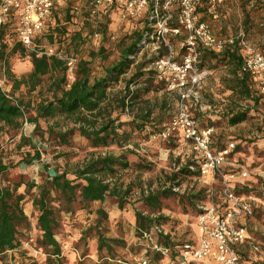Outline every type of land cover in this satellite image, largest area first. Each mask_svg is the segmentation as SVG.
<instances>
[{
    "label": "rangeland",
    "instance_id": "374dc122",
    "mask_svg": "<svg viewBox=\"0 0 264 264\" xmlns=\"http://www.w3.org/2000/svg\"><path fill=\"white\" fill-rule=\"evenodd\" d=\"M74 3L80 4V9L76 13L66 11L67 7ZM257 3L260 2L256 0H223L219 4L209 5L205 11H199L198 15L209 25L212 32L220 38L245 30V21L249 16L251 31L246 32L247 37L258 49L264 44V6L255 7ZM48 23L50 26L46 27L34 39L35 49L38 51L52 49L57 57L66 60L68 82L74 79L77 62L81 59L87 61L89 67L95 69L96 72H100L102 67L116 61L119 58L121 46L129 42L127 35L132 29L130 28L132 23L120 22L116 15H112L111 18L97 24L85 11L83 1L76 0L67 1L62 8L56 10L55 16ZM138 27H140V24ZM96 30L100 33L98 40L92 39V33ZM181 37L182 35L177 36L178 40L173 36H169L170 43L175 50H178ZM6 39L3 49L0 45V51L2 50V54H0V86L8 94L15 97L22 96L25 100L30 98L33 101L37 98V89L34 95L28 94L23 85L13 90V81L8 75L11 72L18 78L28 73L31 50L26 48L22 50L21 47H18L16 38L13 35L7 36ZM151 47L149 45L133 55V64L119 81L110 88L112 95L118 97L124 93L126 81L136 71L137 65L141 62H146L143 71L154 70L153 59L157 54L165 51L161 48L157 53ZM21 51H24V53ZM71 58L76 59V62L74 65L69 66L68 62ZM205 70L207 74L198 88V93L200 101L208 108L204 115L197 113L198 110L196 109H193L192 112L196 114L198 124L219 121L218 126L212 127L213 145L218 148L220 144L228 146L233 143L234 146L238 147L236 151L229 155L224 168L233 171H238L242 167L245 168L248 175L256 179V182H253V186H251L248 185L250 183L247 180H244V184L248 188L251 186L250 188L256 191H262V181L264 182V115L260 110H252L251 113L255 117L254 119L228 126L222 120L223 114L235 102H237V105L246 107L249 105V101L232 95L231 91L225 86L223 78H229L228 67L217 66ZM44 77L48 76L45 75ZM46 81L47 78L42 89H44ZM138 87H145L147 90L133 104L128 102L129 105L123 108L117 104L116 100L112 102L111 116L116 118V123L122 122L119 128L120 131L125 129L128 133V140L123 143V146L112 144L95 148L78 132L70 136L68 143L59 145L48 129L63 131L73 126L71 120L62 116L46 120L38 119L39 124L36 126L33 121L29 120V117L34 115V110L30 106H28L23 119H20L21 124L17 128L4 126L0 123V158L9 165L5 175L6 182L32 180L35 184H40L45 179L49 167H53L58 174L66 172L70 176L72 171L77 169L90 153L95 155L107 153L118 155L123 151H128L126 156L131 163V167L120 169L117 181L122 182L124 188L129 187L127 197L130 202L119 209L115 197H109L99 206H102L108 215L107 220L102 222V226L106 228L103 230L104 236L118 237L125 240V247H118V252L134 262L139 256H133L130 250V246L137 242V237L133 236L131 210L132 207L139 205L137 199L140 197L141 189H155L163 185L166 181L165 174L176 169L177 164L174 162L178 156L181 158L180 165H183L192 154L190 145L179 135H175L176 138L168 141V138H162L161 133L158 134L175 113L176 92L168 90L162 83L160 85L157 78L149 79L137 85L130 84V90ZM128 100L129 97L126 98V101ZM132 122L144 123V126L141 130H134ZM21 135L31 139L35 149L40 145L41 156L39 162L33 161L31 164L23 162L24 154L27 151L33 152V149L28 144H23L20 140ZM140 159L144 163H151L153 165L152 169H136L134 165L141 162ZM215 180L202 178L200 174L191 176L182 180L177 191L187 193L205 187L216 193L218 184ZM18 192L25 193L22 203L29 223V230L26 231L29 237L23 240L22 245L29 249L33 257L43 260L45 254L35 245L38 233L36 227L37 210L32 205V199L36 195L37 189L33 187L28 190L23 184L19 187ZM252 194L255 196V192H252ZM257 203L259 207H256V211L252 216L245 217V224L251 239L261 243V239L264 238V204ZM164 204V214L180 220V223L176 224L171 231L173 237L177 240L192 237L193 220L188 206L182 208L174 199H167ZM54 205L59 221L56 238L61 244L65 264L80 262L92 264L97 259L95 239L87 244L88 240L86 241L85 237L80 239V237L82 232L94 223L97 217L94 210L99 206L91 205L89 209H93V212H89L90 210L87 208L80 209L78 204H75L72 211L65 212L63 208H60L61 204H58L57 201ZM164 229L168 231L167 227H164ZM163 264L168 263L164 261Z\"/></svg>",
    "mask_w": 264,
    "mask_h": 264
},
{
    "label": "trees",
    "instance_id": "16d2710c",
    "mask_svg": "<svg viewBox=\"0 0 264 264\" xmlns=\"http://www.w3.org/2000/svg\"><path fill=\"white\" fill-rule=\"evenodd\" d=\"M256 1L260 3H257L255 7L264 6V0ZM208 6L209 4L206 1H201L197 7V12L205 11ZM66 11L76 13V11H71L70 7H67ZM139 24L140 27H138ZM174 24L175 22L171 23V25ZM250 24L251 21L248 16L245 21V33L251 31ZM130 28L132 29L127 35L129 42L121 46L120 55L116 61L102 67L100 72H96L95 69L89 67L87 61L81 59L77 62L75 77L70 83H68L66 76V60L60 59L56 54L46 55L41 53L38 56L36 51L31 50L28 73L18 78L11 72L8 75L13 81V90L23 85L28 94L34 95L37 89V98L32 101L30 98L25 100L22 96L15 97L8 94L0 86L1 125L17 128L21 124L20 119H23L28 106H30L34 110V115L29 117V120L33 121L36 126L39 124L38 119L46 120L62 116L71 120L73 126L63 131L48 129L59 145L68 143L70 136L78 132L95 148L112 144L123 146V143L128 140V133L125 129L120 131L119 128L122 122L116 123V118L111 116L112 102L116 100L117 104L124 108L129 105L128 102L133 104L139 100L143 92L147 90L145 87L130 90V84L137 85L149 79L157 78L160 85L162 83L166 87V81L159 77L157 71L152 69L143 71L146 62H141L137 65L136 71L126 81L124 93L118 97L112 95L110 91L112 85L127 72L133 64V55L142 51L151 42V35L154 33V26L146 16L133 21ZM9 35L16 38V45L23 50L24 47L18 41L14 30V17L12 14L0 26V45L2 49L5 47L6 38ZM246 35L248 34L246 33ZM173 37L178 39L177 36ZM21 52L24 53V51ZM182 52L183 49L178 46V55ZM0 54H2V50ZM163 54L162 51L153 60ZM242 62L243 55L238 47L232 51L224 50L218 53L199 48V69L205 70L217 66L228 67L229 78H223L225 86L231 91L232 95L249 101V105L246 107L237 105V102H235L223 114L222 120L228 126L254 119L255 117L251 113L252 110H260L264 115V103L258 95L256 77L241 70ZM45 75L48 77H44ZM46 78V85L42 89ZM127 97H129L128 101H126ZM206 111H198L197 113L204 115ZM193 115L197 119L196 114L193 113ZM218 122V120H215L206 124L200 123L199 127L201 129L212 128L218 126ZM132 125L135 128L134 130H141L144 123L132 122ZM164 128L159 131V135ZM175 135L177 134L170 135L168 141L176 138ZM20 140L33 149V152L27 151L24 154L23 162L26 164H31L33 161L39 162L41 156L40 145L35 149L31 139H27L23 135L20 136ZM185 142L190 145L188 141ZM213 144L212 139L211 148L214 151L227 147L225 144H220L216 148ZM237 148L234 146L231 153L236 151ZM127 152L123 151L118 155L112 153L95 155L90 153L82 164L72 171L70 176L66 172H62L55 177L45 174V179L40 184H35L32 180L6 182L5 175L9 165L0 158V264H65L61 244L56 238L59 221L54 203L57 201L58 204H61L60 208H63L65 212L72 211L75 204H78L80 209L87 208L90 210L89 212H93V209H89L91 205L99 206L106 198L115 197L118 208L122 209L126 203L130 202L127 197L130 189L129 187L124 188L123 183H119L117 179H119L118 171L120 169L131 167V163L127 160ZM180 159V156H178L174 162L177 164L176 169L165 174L166 181L163 185L155 189H141L140 197L137 199L139 205L132 207L131 210L133 236L137 237V242L130 246L131 254L133 256L138 255V259H146L147 264H163L164 261L168 264H183L180 246L184 242L192 241L191 239L177 240L173 237L171 231L176 224L180 223V220L164 214V201L174 199L182 208L188 206L194 221L199 212L197 205L205 203L208 199L209 189L205 187L187 193L177 191L182 180L199 175L201 163V159L193 151L191 157L186 159L185 164L180 165ZM134 166L139 170H151L153 167L151 163L142 161L135 163ZM225 170L233 171L230 169ZM244 180H247L250 183L248 185L251 186H253V182H256V179H253L250 175ZM244 180L234 185V191L241 195L255 192V196L264 202V182L262 181L263 190L256 191L250 188L251 186L248 188L244 184ZM216 182L218 185L216 187L217 191L214 193L215 198L220 192V184L218 181ZM23 184L28 190L33 187L37 189V193L32 199V205L37 210L36 227L38 233L35 245L45 254L43 260L33 257L29 249L22 245L23 240L29 237L26 233L29 230V223L22 203L25 193L18 192L19 187ZM255 204L256 202L253 203V214L256 207H259ZM94 213L97 216L94 223L83 231L80 237V239L85 237L86 241L88 240L87 244L95 239L97 259L92 264H136L138 259L134 262L118 252V247H125V240L118 237L104 236L103 230L106 228L102 226V222L107 220L108 215L102 206L97 207ZM164 227H167L168 231H165ZM238 250L239 263L245 264L244 262L247 261L249 264H263L260 260H250L245 257L250 251L246 241L239 245ZM244 250L247 252H243ZM77 264L85 263L80 262ZM188 264H192V262Z\"/></svg>",
    "mask_w": 264,
    "mask_h": 264
},
{
    "label": "built area",
    "instance_id": "2783aa9c",
    "mask_svg": "<svg viewBox=\"0 0 264 264\" xmlns=\"http://www.w3.org/2000/svg\"><path fill=\"white\" fill-rule=\"evenodd\" d=\"M72 0H0V26L12 14L14 30L21 45L36 51V55H53L52 49L38 51L34 38L41 34L53 12ZM83 1L85 11L98 24L116 15L123 23H132L148 17L154 26L151 45L158 53L164 48V54L153 61V68L160 78L166 81V87L177 94L175 113L161 132L162 138L177 134L188 141L191 150L201 159L199 174L202 178L215 180L220 184L216 200L209 190L205 203L197 205L199 212L195 216L197 239L184 242L180 246L183 264H199L205 258L212 257L216 264H239V245L247 242L254 253H261L264 245L249 236L243 219L253 214V195H241L234 191V185L242 182L248 171H226L224 165L234 145L214 151L211 148L212 128H200L192 113L196 109L204 112L207 106L200 101L198 88L205 78L206 70H200L199 48L216 53L232 51L238 47L243 55L241 70L256 77L260 100L264 103V52L251 43L244 30L227 37H217L209 25L200 19L197 7L201 1L210 6L223 0H76ZM80 4L70 5L71 11L80 9ZM175 22L174 25H171ZM178 55L169 36H181ZM100 33H92V39L98 40ZM146 46V47H147ZM159 54H157L158 56ZM76 59H70L68 65H74ZM71 82V81H70ZM68 82V83H70ZM68 86V84H67ZM264 177V175H263ZM264 204V202H262ZM136 264H147L140 258Z\"/></svg>",
    "mask_w": 264,
    "mask_h": 264
},
{
    "label": "crops",
    "instance_id": "0c3cea01",
    "mask_svg": "<svg viewBox=\"0 0 264 264\" xmlns=\"http://www.w3.org/2000/svg\"><path fill=\"white\" fill-rule=\"evenodd\" d=\"M56 11L53 12L52 16L50 17V19L52 17H54V14H55ZM49 19V21H50ZM48 21V22H49ZM50 26V24L48 23L46 27ZM260 51L264 52V44L262 47H259L258 48ZM177 51V50H176ZM243 168V167H242ZM216 181V180H215ZM253 195V194H251ZM253 197L256 199V205H259L257 202H260L262 204L263 200H259V198H257L256 196L253 195ZM254 202V203H255ZM263 209V207H261ZM244 223H245V218L243 219ZM193 234H192V237L188 238V239H191V240H196L197 239V233H196V228H195V219L193 221ZM264 234V232H263ZM258 242V241H257ZM261 244L264 245V238L261 239ZM243 252H247L246 250H244ZM245 257H248L250 260L253 259V260H256V261H261L263 264H264V250L261 252V253H254L252 252L251 250L249 251L248 254H246ZM245 264H249L247 261L244 262ZM192 264H195V263H192ZM199 264H216L215 260L212 258V257H208V258H205L203 261H201ZM241 264V263H239Z\"/></svg>",
    "mask_w": 264,
    "mask_h": 264
},
{
    "label": "water",
    "instance_id": "95a60500",
    "mask_svg": "<svg viewBox=\"0 0 264 264\" xmlns=\"http://www.w3.org/2000/svg\"><path fill=\"white\" fill-rule=\"evenodd\" d=\"M47 174L50 176V177H55L58 175V173L54 170L53 167H49L47 169Z\"/></svg>",
    "mask_w": 264,
    "mask_h": 264
}]
</instances>
